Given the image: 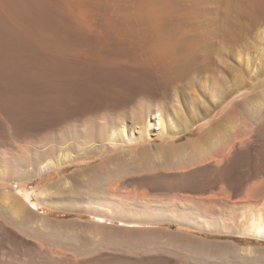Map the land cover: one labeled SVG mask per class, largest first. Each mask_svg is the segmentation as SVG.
Returning a JSON list of instances; mask_svg holds the SVG:
<instances>
[{
    "label": "rangeland",
    "instance_id": "obj_1",
    "mask_svg": "<svg viewBox=\"0 0 264 264\" xmlns=\"http://www.w3.org/2000/svg\"><path fill=\"white\" fill-rule=\"evenodd\" d=\"M196 1L202 0H0V54L3 53L5 57H0V62L1 59L8 61V64L4 63L11 73H14L13 67L20 69L15 68L17 72H29L33 78L36 77L34 79L38 80V83L45 85L44 88L48 89L47 95H52L54 100L55 97L62 99L52 102L48 96L45 100L48 99L51 103L44 104L38 99L44 95L37 96L38 100H35V97L27 95L25 91L23 94L29 96L30 100L32 98L34 102L39 101L38 104L35 102L38 107L41 108L39 103L44 104L41 108L44 122L41 125L31 123L27 128H21L18 122L14 123L6 113L0 112L3 114L0 115V157L5 158L4 163L8 164L0 161V173L7 177L17 166L26 164L25 154L34 158V152H45L59 146V149L63 150L61 153L65 150L67 154H71L72 160L69 157L68 163L60 170L44 168L40 177L24 183L32 192L34 201L39 191L40 198L48 188H51L52 192L59 190L67 195L69 190L79 186L78 189H83L80 191L86 200L107 201L120 205L126 208L125 210L132 209L140 216L135 225L105 220L100 221L102 227L98 228L93 223L98 220L93 217L90 213L91 207L86 204L75 210L68 208L67 204H62L56 209L39 207L37 215L43 213L41 208H44V216L47 217L43 218L49 221L47 223L59 224L61 228L63 226L61 232L65 231L67 237L69 235V239H64L69 243L58 241L60 237H51L53 240L57 239L60 250L56 246V249L54 246L50 248L48 245L52 246L54 241L46 237L51 242L47 244L46 240L44 245L47 249L44 246L45 249L42 250L38 248L35 240L30 237L27 239L28 236L19 234L10 223L6 224V218H10V215L0 206V264H95L98 261L101 264L222 263L220 257L227 249L223 251L220 247L229 250L238 238L195 226L196 221L203 224L208 215L217 219L227 210L217 201L209 205L203 203L216 199L226 191V186L222 183L221 167L211 163L188 161L183 167L165 169L156 167L153 159H149V164L140 165L141 151L148 153L150 150L149 153L155 154L160 150L156 147L165 144L159 138L151 143L133 142L131 146L124 144L117 148L103 141V136L96 140L95 144L91 143L93 147L89 146L91 144H81L80 148L73 147L75 140L72 138L78 132L81 134L80 131L85 129L86 124L88 126L94 123L96 126L101 120H106L110 126L117 121H124L131 126L134 123L133 113L138 111H142L145 118L148 112L159 110L167 119L169 113H174L177 104L181 107L184 119L193 123L195 128L190 134L173 143L174 147L192 140L198 141L200 148L207 149L228 124L231 126L232 120H239L241 124V112L233 110L220 114L221 100L216 101L213 98L211 86L217 82L216 73L212 72L214 70L193 69L191 60L194 58L187 48L189 38L186 31L189 9L200 5ZM203 1L219 8L256 7L264 14V0ZM14 35L20 36L18 38H21V44ZM7 39L19 43L12 46L8 44L11 42L7 43ZM176 52L178 59L175 57ZM228 60L232 64L237 62L235 57ZM2 63L0 69L4 66ZM10 64L17 65L12 67ZM29 73L27 76H30ZM127 75L139 78L144 90L135 93L121 79ZM252 80L256 82V78ZM78 90L93 93L91 105L84 107L85 104L78 98ZM258 92L249 91L243 99L253 98ZM9 94L11 95L0 91V101L3 97L7 99ZM23 94L16 95H19L24 103L27 99L22 98L27 97L22 96ZM41 98L43 101L45 97ZM8 120L12 122L9 123ZM6 122L10 124V128ZM11 123L19 127L15 133L12 130L16 127L11 128ZM257 126L258 132L254 133V139L244 146L248 152L247 167L264 161V120ZM101 148L108 149L101 153ZM75 156L79 157L78 161H74ZM28 165L27 169L31 171L34 164ZM108 172H116L117 175L113 176L115 179H112L111 183L105 181V178L108 179ZM91 177H97L99 181L97 180L96 184V181L91 183ZM3 181H0V193H3V190L6 193H14V182ZM104 187H108L106 193L100 191L90 195L93 188L101 190ZM44 195L43 199L47 194ZM245 195V191L236 192L232 202H243ZM144 208L171 211V214L175 213L178 217L149 222V219L142 218ZM233 212L238 214V210ZM191 216H194L196 221ZM42 224L44 223L40 222L38 225ZM65 226L67 229L64 230ZM127 228L133 229L134 233L132 230V234L125 233ZM37 229L40 230H37V234L44 231H41L42 228ZM136 230H140L139 234ZM71 231L77 237L73 238L76 241L71 239ZM64 237L66 236L61 238ZM55 244L57 245L56 242ZM49 249H55L52 250L54 252L62 251L61 255L68 252L69 255L55 254L52 257L51 253H47L50 252ZM213 253H220V257ZM210 254L212 258L215 257L212 259L208 256ZM87 255L93 257L90 259ZM92 258L95 259L91 262ZM225 258L222 261L226 264L232 262Z\"/></svg>",
    "mask_w": 264,
    "mask_h": 264
},
{
    "label": "bare ground",
    "instance_id": "obj_2",
    "mask_svg": "<svg viewBox=\"0 0 264 264\" xmlns=\"http://www.w3.org/2000/svg\"><path fill=\"white\" fill-rule=\"evenodd\" d=\"M196 2H199L200 5L198 7H192L189 9L187 25L188 30L186 31V34L189 38L187 48L190 53L193 54L194 58V60H191L193 61V69L203 71L214 70L212 72L216 73L217 82H215V84L211 86L214 95L213 98L216 99V101L221 100L222 111L220 114H223L226 111L231 112L233 110H235L236 112H241L240 116L243 118H241V124L239 120H232L231 126L228 124V126L224 128L223 131L219 134L218 139L215 142H212L207 149L200 148L199 142H194L192 140L186 142L185 144H182L181 146L174 147L173 143L177 142L184 135L190 134L195 128V125L193 123H190L184 119L181 107L179 104H177L174 113H169L167 115V119L164 118L162 111L159 110L148 112L145 118H143L142 111H138L133 113L134 123H132L131 126H128V124L124 121H117L110 126L106 120H101V123H98L96 126H94V123L91 124L93 126H91L90 124L86 126V124L85 126L87 128L84 126L85 129H83L82 132L80 131L81 134H79L78 132V134L76 133L77 135H73L72 138L75 140V144L73 145V147L75 146L78 148L79 146H81V144L82 146H87L91 143L95 144L96 140H98L102 136L103 138L105 137V140L103 141H107L111 145V147L116 148L122 147L124 144H126V146H131V143L133 142H138V144L151 143L154 139L159 138L164 141L163 143H165L156 147L161 151H156L155 154L149 153L150 150L148 151V153H146L147 151H141L142 154L138 152L139 154H141H138L141 160V162L139 163L140 165L144 166L147 163L149 164V161H152L153 159L154 164L157 165L156 167L165 169L171 167L179 168L178 166L183 167L186 163H188V161L207 164L211 163L217 165L218 167H221L223 176L222 183L224 186H226V191L224 190L223 194H220V196H218L214 200L210 199L202 202L209 205L212 202L217 201L227 210L224 211L221 214L222 216L217 219H214L215 217L212 218L211 215H208L206 218H204L203 224H200L198 221H196L193 218L194 216L191 217L196 221L195 226L198 228L208 229L209 231L222 232L228 235H234L238 238L236 242L232 244L229 250L228 248L220 247L222 250L227 249L222 253V257H220V253H213L222 258V260L224 257H226L228 260H232V262L230 261V264H264V161L258 165H251V167H247L246 160L248 157V152L246 150L247 148L244 147L246 144H250L252 142V139H254V135H256L254 133L258 132L257 127L259 126L257 125L264 120V14L260 13L261 10L256 7L240 9L234 6H228L225 8H219L215 7L214 5H210L203 0ZM14 36L17 37V35ZM7 40V43L11 42L9 41L11 39ZM18 40L20 42L21 38H18ZM15 42H17V40ZM19 42L14 43V41L12 40V42L8 44L15 45ZM21 42L19 44H21ZM6 49L8 48L6 47ZM3 55L4 54L2 53L0 57L2 58ZM5 55L8 54L5 53ZM175 57L178 59L177 52L175 54ZM232 57H235V61H237L235 64L230 63V61L228 60ZM1 60L2 61L0 63L3 62L2 66L3 64L4 66L0 69V91L2 93H11V95L9 94V96L6 97L7 99L3 97V100L0 101V112L2 111L6 113L9 117L12 118V121H14V123L15 121L16 124L18 122L21 128H27L31 123L41 125L44 122V120L42 119V105L44 106L45 103L49 102L48 99H45L51 97L49 99L54 102L57 97H55L56 99L54 100V97H52L50 93L49 94L51 96L47 95L48 93L46 94V92L48 91V89L44 88L45 85L43 86L40 82L38 83V80L36 81L34 79L36 77L34 76L33 78V76H31L29 72L27 73H29L30 76H27V73L23 72L25 74L24 76L22 72L19 71V73L15 71L14 69L16 67L14 68L13 66H16L17 64L9 65L13 67L14 73H11L5 67V64L8 61H4L3 59ZM9 66L8 68L10 69L11 67ZM211 66L215 68H211ZM253 78H256V82L252 80ZM121 79L135 93H139L144 90V85L139 78H134L127 75L125 77H121ZM25 91L27 95L29 94L31 95V97H35V100L40 99L39 101L44 103H39L41 105V108L38 107L39 105L35 104L36 101L34 102V99L31 98V100H33L34 102L32 103L30 97L26 94H23L25 93ZM27 91L30 93H27ZM249 91L259 92L253 98L243 99L245 96H247V93H249ZM78 92L79 93H77L76 91V93L79 95L78 98L80 99V101L85 104L84 107L88 106L89 104L91 105V101L94 98L93 93L83 90H78ZM18 93H21L23 94L22 96L27 97H23V100L27 99L26 101L30 100L31 102L29 101L27 103L26 101H24L23 103L21 97L19 95H16ZM39 95H44L41 97H45L44 100L46 102H44V100L42 101L41 97L38 98L37 96ZM58 98L60 99L61 97ZM59 99L57 100L62 101V99ZM241 99L243 100L240 101ZM39 101H37L36 103L38 104ZM51 101L49 103H51ZM49 103L47 105H49ZM31 105H35V107H32ZM52 105L53 103L51 104V106ZM0 115L2 116L3 114L0 113ZM216 117L217 115L214 116V118ZM242 121H244V123H242ZM13 124L11 128H16L13 130L9 129L10 124H8V129L14 131L15 133L16 129L17 131L19 130V127H17L18 125L16 124H14L13 126ZM92 144L89 146L91 147ZM62 145H64V143ZM243 147L244 150H242ZM101 149L100 152L102 153L104 151H107L108 148ZM62 151L63 150H60L58 146L56 148H51L45 152H34V158H31L28 154H25L26 164L17 166L7 177L4 173H0V178L2 179H0V181L5 180L8 182L12 180L14 182H12L13 185H16V187H14V193H6L4 192V190L3 193H0V206L4 209V212L6 211L5 213L10 215V218H6V220L8 221H6V224L10 223L12 228L15 227L19 234L22 233V235L24 234L28 236L27 239H29L30 237V239L32 238L33 241L35 240V242L38 243V245L36 243L38 248H41L42 250H44L45 247L47 249V246H45L44 244L50 243L51 241L48 240H53L51 237L57 239L58 237H60L58 241L61 242H63V240L66 238L69 239V235L67 237V235L64 234L65 231L64 233L61 232L63 226L61 228V225L59 224L56 225L55 223H50L52 225H49V223H47L49 221L45 219L47 216H44V208L56 209L59 208L62 204H67L68 208H74L75 210V208L86 204L91 207L90 213L94 218L98 220V222H93L94 225H97L98 228L102 227L100 221L103 222L105 220L118 221L122 222L123 224H137L136 219H139L140 216H138L139 214L136 215L132 209L125 210L126 208L120 205L111 204L107 201L97 202L86 200L84 199L83 193L81 192L83 189H78L79 186H76L78 187H75L76 189H74L73 187L71 190H69L70 192L67 195L59 190L52 192L51 188H48L43 191L42 197L45 196L44 194H47L44 199L42 197L40 198L41 194L39 193V191L38 194L37 192L35 193L37 194L35 196L37 198L35 199L36 201H34L32 192L28 190L29 188L27 189L24 183H26V181L30 179L32 180L33 178L40 177L44 172V168H49V170L50 168L52 170H60L61 168L65 167V165L68 163V158L70 157L71 159V154H67L65 150L63 153H61ZM78 158L75 156L74 161L75 159L78 161ZM4 160L6 159L0 157V161H3L4 163L6 162ZM29 163L34 164V167L31 171L27 169ZM151 163L152 162H150V164ZM4 164L8 165L7 163ZM106 175V177H108L109 179L108 180L105 178L106 183H108L109 181V183H111V181L115 179L113 178V176L117 177L116 172L113 174L112 172H110ZM91 178L92 182L90 180ZM91 178L88 179L91 183L96 181L94 182L96 184L99 181L97 177ZM90 182L89 184H91ZM9 183L5 184L8 185ZM3 188L7 189V187ZM104 188H102L101 190L93 188V190L91 191L92 194L90 195L92 196L95 193L98 194L100 191L106 193L108 191V187ZM242 191L246 192V197L243 198L244 201L233 203L232 197L234 196V194H236V192ZM51 192L55 196H53ZM39 207H44L41 208L43 209V213L37 215V213L40 211ZM144 209L145 210L142 214V218L149 219V222H156L158 220L178 217V215H176L175 213L171 214V211H168V213L163 210H150L148 208ZM233 210H238V214H234ZM41 215L43 216L40 217ZM40 222L44 224H42V226L38 225L40 224ZM144 222H146V220ZM34 226L36 227V229L34 228ZM66 227L67 226L64 227V230L67 229ZM37 228H42L41 231H43L44 229L45 232L43 231L42 234H37L36 232H40V230H38ZM127 229L128 231H126L125 233L130 232V230H132V232L134 233L133 229ZM72 232L73 231H71L70 234L73 235ZM143 233H145V231H143ZM66 234L68 233L66 232ZM42 235L43 237H41ZM62 235L66 237L61 238L63 237ZM72 235H70V237ZM74 236L75 235H73L71 239H73ZM75 238L77 239L76 236ZM57 239H54L53 241L54 243L56 242L58 246L56 244L54 245V243H52V246L51 244L48 246H50V248L53 246V248H55V246L56 248L59 247L58 241H56ZM46 240L48 242L45 243ZM73 241L76 240L73 239ZM61 242L59 243L61 244ZM66 242L64 240V243ZM75 246L76 245H74V247ZM55 249H49L48 251L50 252L47 253H51V256H55V254L56 256H60L62 251L59 252L58 250L54 252ZM65 253L66 252H64V254ZM87 253L89 254L90 252ZM74 255H76V253ZM208 256L211 257V254ZM90 257H93V255ZM95 257L97 259V256ZM60 258L62 259V257ZM76 258H78L77 255ZM220 258L218 259L220 260ZM73 259L74 258L72 256V260ZM94 259L92 258L91 262ZM212 259L210 261H212ZM222 260H220V262L223 263L224 261ZM98 262L96 263L98 264ZM224 264H226V262H224Z\"/></svg>",
    "mask_w": 264,
    "mask_h": 264
}]
</instances>
